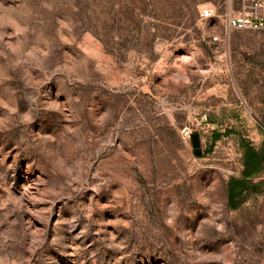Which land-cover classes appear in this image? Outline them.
Instances as JSON below:
<instances>
[{"label": "rangeland", "instance_id": "1", "mask_svg": "<svg viewBox=\"0 0 264 264\" xmlns=\"http://www.w3.org/2000/svg\"><path fill=\"white\" fill-rule=\"evenodd\" d=\"M240 2L0 0V264H264V168L227 205L264 158Z\"/></svg>", "mask_w": 264, "mask_h": 264}, {"label": "built area", "instance_id": "2", "mask_svg": "<svg viewBox=\"0 0 264 264\" xmlns=\"http://www.w3.org/2000/svg\"><path fill=\"white\" fill-rule=\"evenodd\" d=\"M240 7L241 11L237 16H226V29L264 31V0H241ZM213 16L212 10L208 9H203L199 14L201 20H209ZM180 136L184 141H190L192 131L188 128H183L180 131Z\"/></svg>", "mask_w": 264, "mask_h": 264}, {"label": "trees", "instance_id": "3", "mask_svg": "<svg viewBox=\"0 0 264 264\" xmlns=\"http://www.w3.org/2000/svg\"><path fill=\"white\" fill-rule=\"evenodd\" d=\"M231 130H227L224 134H220L217 131H213L211 134V146L208 149V153L211 151L215 142L220 140L222 136L231 134ZM244 147V154L242 160L241 178L237 180H230L227 184V205L231 210H235L238 203L235 202V197L241 195L245 190L249 189L251 180L257 177L264 168V158L261 154L254 149Z\"/></svg>", "mask_w": 264, "mask_h": 264}, {"label": "water", "instance_id": "4", "mask_svg": "<svg viewBox=\"0 0 264 264\" xmlns=\"http://www.w3.org/2000/svg\"><path fill=\"white\" fill-rule=\"evenodd\" d=\"M191 139H192V147L194 149V155L199 156L200 155V148H199L198 138L194 134V135H192Z\"/></svg>", "mask_w": 264, "mask_h": 264}]
</instances>
